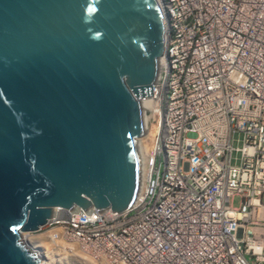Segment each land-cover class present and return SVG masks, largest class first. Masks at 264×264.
<instances>
[{
	"label": "built area",
	"instance_id": "2783aa9c",
	"mask_svg": "<svg viewBox=\"0 0 264 264\" xmlns=\"http://www.w3.org/2000/svg\"><path fill=\"white\" fill-rule=\"evenodd\" d=\"M156 2L162 56L138 97L152 146L130 206L54 207L27 234L105 264H264V0Z\"/></svg>",
	"mask_w": 264,
	"mask_h": 264
},
{
	"label": "water",
	"instance_id": "95a60500",
	"mask_svg": "<svg viewBox=\"0 0 264 264\" xmlns=\"http://www.w3.org/2000/svg\"><path fill=\"white\" fill-rule=\"evenodd\" d=\"M162 50L156 0H0V264L54 207L128 209Z\"/></svg>",
	"mask_w": 264,
	"mask_h": 264
},
{
	"label": "bare ground",
	"instance_id": "6f19581e",
	"mask_svg": "<svg viewBox=\"0 0 264 264\" xmlns=\"http://www.w3.org/2000/svg\"><path fill=\"white\" fill-rule=\"evenodd\" d=\"M160 9L161 8L159 6V10ZM160 13H161V10H160ZM161 16H162V13H161ZM142 105H143V110H144L148 106V102H143ZM144 119L146 123L148 119V116L146 114H144ZM136 144H137L136 153L138 157V166H139L138 168V181H139V179L142 177V174L140 173L142 166L140 167V165L144 164L145 157L147 156L152 146L151 136L145 133L143 136H140L139 138H137ZM19 240L21 241V244L24 245V247L28 251L32 252L36 256V258L39 260L37 264H56V262H54L52 258L46 254L47 252L43 251V249H45L47 245L50 242H52L51 235L43 233L42 235H40V239L36 241L34 239V234L20 233ZM52 245L53 243L51 244V246ZM68 249H72V248L68 246Z\"/></svg>",
	"mask_w": 264,
	"mask_h": 264
},
{
	"label": "rangeland",
	"instance_id": "374dc122",
	"mask_svg": "<svg viewBox=\"0 0 264 264\" xmlns=\"http://www.w3.org/2000/svg\"><path fill=\"white\" fill-rule=\"evenodd\" d=\"M264 202V195L261 198ZM234 205V204H233ZM43 233L34 234V239L37 241L40 239V235ZM50 242L43 251L47 252L46 254L52 258L56 264H105L102 261L94 260L85 254L78 252H64L61 247L56 246L54 243L51 246ZM72 248V246L69 245ZM67 251V250H66Z\"/></svg>",
	"mask_w": 264,
	"mask_h": 264
}]
</instances>
